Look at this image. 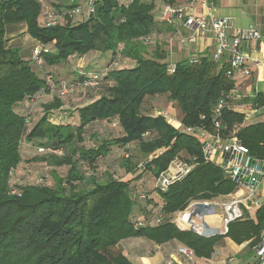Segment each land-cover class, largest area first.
Listing matches in <instances>:
<instances>
[{"label": "trees", "instance_id": "16d2710c", "mask_svg": "<svg viewBox=\"0 0 264 264\" xmlns=\"http://www.w3.org/2000/svg\"><path fill=\"white\" fill-rule=\"evenodd\" d=\"M175 1L99 0L95 18L79 0H0V264H131L119 248L130 238L177 241L200 259H210L224 238L246 243L249 253L257 244L264 206L231 223L225 236L203 238L172 223L191 201H218L235 190L219 167L202 161L200 139L185 129L210 128L213 107L237 86L224 68L216 75L220 65L209 52L198 64L176 56L167 73L176 33L158 18ZM15 24L38 43L40 65L32 52L25 59L8 45L5 28ZM98 54L109 56L99 72L64 69L70 59L92 67ZM93 74L99 77L90 86ZM232 104L222 110L219 133L234 134L250 156L264 159V125L246 126ZM251 104L263 106L264 97ZM172 110L178 127L160 115ZM176 156L198 165L166 192H143L141 173L154 183ZM25 169L38 179L22 183Z\"/></svg>", "mask_w": 264, "mask_h": 264}, {"label": "built area", "instance_id": "2783aa9c", "mask_svg": "<svg viewBox=\"0 0 264 264\" xmlns=\"http://www.w3.org/2000/svg\"><path fill=\"white\" fill-rule=\"evenodd\" d=\"M98 2L99 0H88L86 14L93 13V8ZM123 2L128 4L130 0ZM213 10L214 0H187L181 5L175 1L165 4L160 9L158 19L175 30V37L168 40L176 42L180 48L197 45L202 39L212 41L214 49L210 53V60L219 64L221 69L224 68L225 78L237 85L239 80L251 75L248 60L243 56L240 45L246 40H258L261 35L253 27L237 29L232 35H228L226 30L231 28L230 21L216 18ZM71 14H79V10H73ZM49 19L50 24L54 25L55 18L52 13L49 14ZM157 39L161 41L164 38L158 35ZM202 53L204 52L188 54L189 63L198 64ZM39 54V49L32 51V59L38 65L41 64ZM113 66H116L115 62H111L105 69H111ZM166 70L168 74H173L175 63L170 61ZM98 77V74H93L89 85L93 86ZM65 92L64 88L63 93ZM241 97L237 86L232 88L228 96L219 99L213 107L210 128L199 126L185 129L186 133L195 134L200 139L202 161L219 167L234 185L235 190L222 200L191 201L183 211L177 212L173 217L172 223L181 231H189L203 238L225 236L231 223L245 217L252 219V214L264 206V195L261 199L257 198L264 181V159L250 156L248 149L234 134L225 137L219 133L222 110L227 106V100L235 101ZM160 115L168 123L172 125L176 123L169 112H161ZM197 165L195 158L185 161L178 156L174 157L165 171L155 178L153 189L166 192L172 184L181 181ZM217 209L221 210L222 215L217 214ZM252 251L251 259L241 264H264V220L259 240ZM177 252L186 258L187 264H196L192 250L181 246ZM232 261L230 260L231 263Z\"/></svg>", "mask_w": 264, "mask_h": 264}, {"label": "crops", "instance_id": "0c3cea01", "mask_svg": "<svg viewBox=\"0 0 264 264\" xmlns=\"http://www.w3.org/2000/svg\"><path fill=\"white\" fill-rule=\"evenodd\" d=\"M180 5L187 0H176ZM213 15L219 19H228L231 23V28L226 30L228 35H232L237 29H244L248 27L255 28L261 35L256 40H246L240 45V50L244 57L248 60V65L251 69V75L243 80L237 82V88L241 92V98L233 101V110L236 113L244 116V124L252 125L262 123L264 125V105L253 109L251 100L255 96L261 95L264 97V0H214ZM19 28L6 34L9 40L8 45L12 48L20 49V54L23 58L29 59L32 50L38 48V43L33 40L28 34L24 24H20ZM24 42L31 44V49L26 57L23 56ZM177 47H179L177 45ZM180 48V47H179ZM214 49L212 41L202 39L197 45L189 46L187 48L177 49L175 55L186 57L188 54L197 52H209ZM57 124V121H54ZM264 195V181L262 182L257 198L261 199ZM223 241H229L224 238ZM182 245L177 241H170L163 245H154L145 239L130 238L123 240L119 248L122 253L128 258L131 264H187L184 256L178 254V248ZM237 246V245H236ZM235 246V247H236ZM238 248H229V255L224 256L221 251L222 259L214 255L210 259H200L194 256L196 264H241L248 262L252 256V249L249 253H242V256L236 258L238 253L243 249V245ZM215 249V255L217 254ZM236 255V256H235ZM230 260H233L232 263Z\"/></svg>", "mask_w": 264, "mask_h": 264}, {"label": "rangeland", "instance_id": "374dc122", "mask_svg": "<svg viewBox=\"0 0 264 264\" xmlns=\"http://www.w3.org/2000/svg\"><path fill=\"white\" fill-rule=\"evenodd\" d=\"M87 2H88V0H79V2H77L78 3V7H80L81 9L80 10H82L83 9V11L85 10V7H86V4H87ZM43 3V2H42ZM44 3H46L45 1H44ZM20 24H15V25H9V26H7L6 28H5V30H6V34L7 33H10V32H12V31H14V30H16V29H18ZM6 34H5V36H6ZM168 42H169V44H168V46H169V48H171V50H172V61L175 59V57L177 56V55H175V52H179L177 49H180L179 47H177V44H176V42H174V41H172V42H170L169 40H168ZM30 49H31V44L29 43V42H24V48H23V56L24 57H26L27 56V54L29 53V51H30ZM35 50V49H34ZM34 50H32V51H34ZM175 51V52H174ZM180 56V55H179ZM90 60H91V62H94L93 63V66L92 67H86L87 66V63H85V62H82V63H77L76 62V60H72V59H70V61H67V63L65 64V65H63L64 66V69L66 68L67 70H69V71H71V70H74V69H78V70H81V71H88L89 73H93V71H94V73H96V71H98V70H102L104 67H105V63H107L108 61H109V56L108 55H104V57L102 58L101 57V55H93L92 57H90L89 58ZM174 62V61H173ZM132 62H129L128 61V63L125 65V66H129V67H131L132 66ZM62 66V67H63ZM61 67V68H62ZM86 68H88V69H86ZM99 72V71H98ZM70 78H72L71 76H69V77H67V79H70ZM76 89H78V88H76ZM78 90H80V89H78ZM77 91V90H76ZM156 107V106H155ZM152 109H155L154 107L152 108ZM159 108L158 107H156V109L153 111V114H154V112L155 111H158V112H160L159 110H158ZM178 112L176 111V110H172L171 111V116H172V118H174V121L176 122V123H174V125L176 126V127H178L179 126V122L177 121V119H176V114H177ZM155 114H156V112H155ZM176 115V116H175ZM67 123L68 122H70V121H66ZM65 122V123H66ZM72 123V122H71ZM114 132H115V134L117 133L115 130H114ZM34 152H36V151H31V152H29V154H34ZM166 152V149H163V150H160V151H157L155 154H153L152 156H151V159L152 158H158V157H160L163 153H165ZM36 154H39V153H37L36 152ZM35 155V154H34ZM28 156H30V155H28ZM140 160L141 159H136L135 161L136 162H140ZM29 166V165H28ZM25 170H27V173H26V177H25V179H24V181L22 182V183H32V182H34L36 179H38V178H36L38 175H37V173H35L33 170H30V169H25ZM44 171V172H43ZM139 171L141 172V169H137L136 170V174H138L139 173ZM41 172V171H40ZM42 174H44L45 173V169H42V172H41ZM142 175H140V182H142V184L140 185L141 186V189L143 190V192H145L147 189H150V188H152L153 187V179L149 176V174L147 173V172H143V173H141ZM14 175H15V173H14ZM135 176V175H134ZM159 176V175H158ZM157 176V177H158ZM131 178V174H127V177H126V179H130ZM155 181V180H154ZM216 212H217V214L218 215H222V212H221V210H219V209H217L216 210ZM252 217H254V214H252ZM243 245V247L242 248H245V249H243L240 253H238V255L236 256V258H239L240 256H242V253H246L247 252V247H246V243H244V244H242ZM236 245L234 244V243H230L229 241H221L218 245H216L215 246V249L217 250V254L215 255L214 254V257L215 256H217V257H219L218 259H222V257H221V255H220V251H221V253L224 255V256H231V255H229V253L228 252H230L229 251V248H238L237 246L235 247ZM220 250V251H219ZM243 257V256H242Z\"/></svg>", "mask_w": 264, "mask_h": 264}, {"label": "water", "instance_id": "95a60500", "mask_svg": "<svg viewBox=\"0 0 264 264\" xmlns=\"http://www.w3.org/2000/svg\"><path fill=\"white\" fill-rule=\"evenodd\" d=\"M101 7H102V4L101 3H97L94 6V8H93V14H94V17L95 18H98ZM220 72H221V68H217V74L216 75L219 76Z\"/></svg>", "mask_w": 264, "mask_h": 264}]
</instances>
